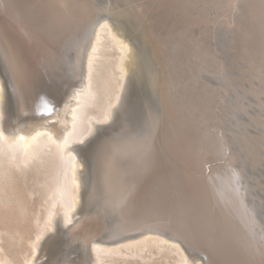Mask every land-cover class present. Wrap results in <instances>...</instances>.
Listing matches in <instances>:
<instances>
[{
	"label": "bare ground",
	"instance_id": "obj_1",
	"mask_svg": "<svg viewBox=\"0 0 264 264\" xmlns=\"http://www.w3.org/2000/svg\"><path fill=\"white\" fill-rule=\"evenodd\" d=\"M122 1L136 10L139 15V18L136 17L137 22L139 19L140 24L144 25L146 22L143 20L147 17L135 7L136 0ZM203 3H206L204 7L213 8L216 42L225 65V79L222 81L225 80L229 88L226 97L227 132L236 156L233 181L239 192L246 234V248L245 253L241 254V262L264 264V0H209V3L203 0ZM96 12L94 3L85 14L58 16L61 32L49 57L51 67L48 64L46 69H51V77L50 72L43 73L46 67H42V72H36L39 67L35 59L36 52L27 47L26 38L15 42L13 37H6L10 49L0 46V171L7 172L16 165L21 167V162L28 165L30 159L48 155L49 150L54 155L49 152L52 157L50 154L48 156L57 158H54L57 161L54 167H57V179L52 177L56 181L51 182L53 185L49 190L46 189V196H49L47 200L54 196L50 202L45 199L48 207L44 217L47 224H56L58 228L55 234L44 241L39 239L40 236L36 237L32 243L33 252L40 249L41 253L48 254L44 264H118L122 259L115 258L114 254L150 259L153 254L161 253L167 256L175 254L176 264H229L226 260H218L201 241L188 235L178 220L191 212L192 195L198 182L191 173L195 162L194 142L182 138L188 137L186 126H183L184 117L177 112V116L171 120L172 124L168 121V143L155 133L142 140L149 137L146 144H140L135 130L145 123L148 115L155 117L154 114L159 113L158 108L156 112L154 107L143 108L148 112H137L131 119L125 115L129 88L140 82L137 81L140 78V74H137L139 70H136L139 66L134 68L135 62L132 65L129 61L130 56L133 60L136 58L131 53V41L128 42L126 34L131 32L133 38L139 41L142 55L150 69V80L147 81L158 90L157 105L162 104L163 118L167 116L158 88L163 66L156 49L147 41L143 29L132 20L124 21L127 24L124 26L126 30L123 29L126 33H123L110 23L107 16ZM25 49L29 52L28 56L22 54ZM103 69L104 73L100 75ZM99 79L101 83L96 85ZM212 82H216V77L212 78ZM59 95L62 96V102L54 110L53 116L42 119L39 116L41 113L51 111L47 98L54 102ZM94 102L97 111H86L88 104ZM173 107L169 105L168 111ZM49 121L56 123L51 124ZM105 123H109L108 128L101 129ZM98 132L100 139L102 134L113 138L112 141L117 143H113L115 147H119V143H129V149H121L126 153L150 150L155 142L160 148L165 146L168 194L161 200L149 202H139L135 198L130 200L128 190L123 187L107 191L108 195H99L94 182H88L84 175L80 157L82 150L77 146L78 143H86ZM175 140L179 142L181 152V158L177 160L173 159V153L176 155L177 152L172 146ZM248 142H251L249 147ZM111 159H107V171L103 173L106 182L114 174ZM25 168L22 166L21 169ZM66 195L68 201L65 200ZM80 196L84 204L78 208L77 198ZM97 200L102 201L99 206L95 205ZM105 214H108L109 219H106ZM77 215L80 216L76 219ZM96 216L107 222L106 225L103 223L100 230L103 235L99 238L96 235L80 238L81 227ZM75 219L76 223H72L71 227L63 228V225ZM40 230L37 232L41 233ZM86 234H96V231L91 229ZM72 254L76 256L72 258ZM8 261L0 253V264H9ZM123 261L126 262L125 259ZM25 264H33V257Z\"/></svg>",
	"mask_w": 264,
	"mask_h": 264
},
{
	"label": "rangeland",
	"instance_id": "obj_2",
	"mask_svg": "<svg viewBox=\"0 0 264 264\" xmlns=\"http://www.w3.org/2000/svg\"><path fill=\"white\" fill-rule=\"evenodd\" d=\"M147 2H150V5L145 7ZM207 2L209 3V0ZM90 3L91 5H89ZM94 3L96 4L97 14H104L102 15L103 17L107 14L110 19L116 20V26H114L113 22L107 17L117 30L120 29L123 33H126L123 29H125L124 26L127 24L125 22H129V20L140 26L147 37V41L156 49L158 59H160L159 61H161L163 66L158 88L163 96V103L167 110V116L164 118L162 104L161 106H159V103L157 105L158 90L151 86L150 81H147L150 80L149 66L141 52L138 51L142 56L138 55L137 49L130 42L133 38V33L132 35L130 34L131 32L129 34L126 33L129 37L128 42H130L131 53H134L136 57L133 60L130 56L129 61L132 65V62H135L134 68L142 66L141 69L139 67L136 69L137 71L139 70L137 74H140L142 79L138 78L137 80H140L139 83L137 82L138 93L135 100L138 111L141 114L143 112L147 113L148 111L145 109H153L154 107L155 112L157 108L159 112L154 114L155 117L148 115L144 121L145 123L135 130L141 142L138 143L144 144L148 142L149 137L145 141L142 140L147 135L152 136L155 133L160 134L161 138H164L166 143H168L169 139L168 135H166L168 121L171 123V120L177 116V112L184 117L183 126H186L188 131V137L184 136L182 138H187L190 142H194L192 147L193 151H195L193 153L195 162L191 173L195 175V179L198 181L197 188L192 195L191 202L193 207L190 208L191 212H188L184 218L182 217L178 220L183 225L186 233L192 238L201 241L214 253L218 260H226L229 264H243L241 262L243 259L241 254L245 253L246 243L244 242V236L246 234L239 192L233 181L236 156L227 132L226 97L229 94V88L227 82L225 80L222 81V79H225V65L222 60L220 46L216 42L215 36L217 32L215 31L213 8L204 7L206 3L204 4L203 0H136L135 7L137 6L141 13L147 17V19L143 20L146 22L144 25L140 24L139 19L137 22L139 15L135 12L136 10L122 0H0V14L6 17L11 29L20 35H24L20 36L21 39L23 37L27 39L28 46H26L36 52L35 59L39 64L36 72L40 73L43 70L42 67H46L43 71L45 74L51 71V69L50 71H46V69L49 66L51 67V54L61 32L60 27L62 26L58 16L72 13L77 15L85 14ZM120 26L124 28H120ZM6 37L11 39L12 36L0 27V46L4 49H10L9 47L11 46L8 44L9 41L7 42ZM112 52L114 53V51ZM102 72L104 73V69L99 74H103ZM145 73L148 74L145 75ZM51 75L50 72L49 77ZM214 77H216V82H212ZM99 82L101 83L100 79L95 84L99 85ZM102 92L103 90L100 88V93ZM144 102L146 103L144 104ZM94 104L96 103L88 104L89 108L90 106L92 107L89 109L87 106L86 111H97ZM169 105H174L173 109L169 110L170 112L168 111ZM105 124L109 125V123ZM169 127L170 125L168 129ZM112 140L113 138L109 135L103 136L102 134L101 141L106 142L103 150L105 161L109 157L111 159V156H115L116 151H121L124 147L129 149L130 147L127 142L125 144L119 143V147H115L113 145L115 141L113 142ZM115 144L117 143L115 142ZM250 144L251 142H248L247 146ZM172 146L177 150L176 155L173 153V159L177 160L181 156L179 142L173 141ZM49 152L53 154L51 150ZM49 152L47 153L48 155L50 154ZM201 152L203 153L201 154ZM48 155L43 154L34 157H39L37 159H30L31 161L29 160L28 163L30 166L26 162H24L25 164L21 162V167L16 165L18 169L15 166L11 167L14 169L11 170L10 168L8 169L10 172L8 170L4 172L7 173L6 176H3L2 174L4 173L0 171V179L4 177L3 180H0V253L11 264H25L30 257H33V264H44L47 261L48 254L45 253V255L43 251L41 253L40 249L36 250L35 254L32 243L39 236L41 241L46 240L55 234L58 228L56 224H47L44 217L47 213V201L50 202L53 199L52 196H54L52 195L51 199L47 200L49 196H46V189L49 190L52 187V183H54V180L56 181L58 176L57 167L54 169L57 162L54 159L56 156L51 158L52 156L49 157ZM40 157L46 158V160L42 161ZM48 159L50 160L48 161ZM32 161H35V164ZM36 162L38 165H36ZM205 163L207 166H205ZM22 166L23 169L26 167L25 170L21 169ZM104 170L107 171L106 168ZM54 171L55 174H53ZM106 171H103V173H106ZM255 171L258 172L257 169ZM52 177H56V179L53 180ZM103 178L105 179V176L102 177L100 189L95 185L97 192L101 196L102 194L108 195L106 192H110L109 190L121 189L123 182H125L124 177L119 181L114 174L108 178L109 181L107 182ZM262 194L264 199V191ZM48 195H50L49 191ZM65 200L68 201L67 195ZM101 202V200H97L95 205L99 206ZM83 204L84 200L82 197H78V208ZM105 215H107L106 219H109L108 214ZM79 216L77 215L75 218L77 219ZM76 219L63 225V228L71 227L76 223ZM102 220V217L96 216L92 221L83 225L79 230L80 238L86 239L88 236L95 235L96 238L101 237L103 234L100 233V230L103 223L105 224L106 222ZM43 222H46V224ZM40 224L42 228H39L41 227ZM91 229H94L96 234H86ZM39 230L41 233L37 232ZM182 247L186 251L183 245ZM148 255L151 254L148 253ZM75 256V254L71 255L72 258ZM152 256L150 259L146 258V260L138 256H131L132 258L130 256H122V258L121 255L114 254L115 258L122 259L118 264L177 263L175 254L167 256L161 253L153 254ZM170 258L173 259L171 260ZM124 259L126 262L123 261ZM201 263H203L202 260Z\"/></svg>",
	"mask_w": 264,
	"mask_h": 264
},
{
	"label": "water",
	"instance_id": "obj_3",
	"mask_svg": "<svg viewBox=\"0 0 264 264\" xmlns=\"http://www.w3.org/2000/svg\"><path fill=\"white\" fill-rule=\"evenodd\" d=\"M105 15L109 18L107 14ZM110 20L113 22V25L116 26V20ZM0 27L3 30L5 29L6 32L14 38L15 42H20V34L9 27L6 17L1 14ZM132 39V46L141 52L139 41L134 38ZM28 53L27 49L22 52L24 56H28ZM137 93V84H134L132 89L130 87L128 91V102L125 114L127 119H131L137 114V112H139L135 101ZM47 99L51 111L48 113H41L39 116L42 119H49L52 117L54 110H57L62 102V96L60 95L57 96L54 102L49 98ZM120 116L123 117V115ZM49 122L51 124L56 123V121ZM107 126L109 125L102 124L101 129ZM100 137V132H98L96 135L90 137L86 143L77 144V146L82 150L80 157L83 163L84 175L88 182H94L96 187L99 189L102 183L104 167L107 162L105 161L103 151L106 142L101 141L102 139H100ZM164 157L165 146L160 148L156 142L154 143L152 149H144L142 152L134 150L130 152L127 151V153L122 150L115 152V156L113 155L110 160L111 169L113 168L112 172L114 173V176L119 179V181H121L120 179H122V177L125 178V182H123L122 187L124 190H128L130 200L135 198V200L139 202H149L152 200H161L168 194L169 183L166 178V162Z\"/></svg>",
	"mask_w": 264,
	"mask_h": 264
},
{
	"label": "snow or ice",
	"instance_id": "obj_4",
	"mask_svg": "<svg viewBox=\"0 0 264 264\" xmlns=\"http://www.w3.org/2000/svg\"><path fill=\"white\" fill-rule=\"evenodd\" d=\"M46 107H47V105H46ZM21 139H23V137H21Z\"/></svg>",
	"mask_w": 264,
	"mask_h": 264
}]
</instances>
